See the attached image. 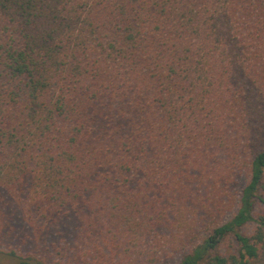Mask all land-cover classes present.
Wrapping results in <instances>:
<instances>
[{"label":"trees","instance_id":"trees-1","mask_svg":"<svg viewBox=\"0 0 264 264\" xmlns=\"http://www.w3.org/2000/svg\"><path fill=\"white\" fill-rule=\"evenodd\" d=\"M2 192L17 264H264V0H0Z\"/></svg>","mask_w":264,"mask_h":264},{"label":"rangeland","instance_id":"rangeland-1","mask_svg":"<svg viewBox=\"0 0 264 264\" xmlns=\"http://www.w3.org/2000/svg\"><path fill=\"white\" fill-rule=\"evenodd\" d=\"M26 193L0 194V212L8 220L0 241V264H17V258L8 254L11 250L18 256L26 252L52 254L60 241H69L74 234L75 222L71 216V220L62 219L58 222L60 224L54 223L46 231L49 224L39 209L43 202L39 197Z\"/></svg>","mask_w":264,"mask_h":264}]
</instances>
